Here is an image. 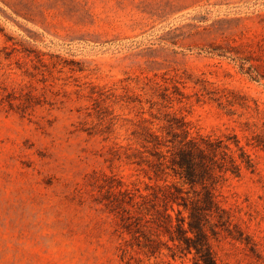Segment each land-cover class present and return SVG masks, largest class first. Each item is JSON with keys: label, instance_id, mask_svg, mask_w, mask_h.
Listing matches in <instances>:
<instances>
[{"label": "rangeland", "instance_id": "rangeland-1", "mask_svg": "<svg viewBox=\"0 0 264 264\" xmlns=\"http://www.w3.org/2000/svg\"><path fill=\"white\" fill-rule=\"evenodd\" d=\"M173 115L251 155L215 190L242 239L213 248L264 264V0H0V264H194L124 254L109 203L166 183L137 136Z\"/></svg>", "mask_w": 264, "mask_h": 264}, {"label": "trees", "instance_id": "trees-1", "mask_svg": "<svg viewBox=\"0 0 264 264\" xmlns=\"http://www.w3.org/2000/svg\"><path fill=\"white\" fill-rule=\"evenodd\" d=\"M141 127L137 137L149 153L147 161L154 176L166 183L149 185L146 193L125 187L110 200L113 210L120 213L123 230L131 236L125 239L123 253L137 246L151 256L167 248L173 258L192 254L194 264H222L213 240L222 235L241 240L243 233L218 199L216 185L227 173L238 176L244 168L253 171L251 155L236 134H193L184 117L177 115L161 126L165 132ZM248 144L264 148V127ZM169 176L179 178L182 184L167 182ZM185 184L192 191L185 189Z\"/></svg>", "mask_w": 264, "mask_h": 264}]
</instances>
